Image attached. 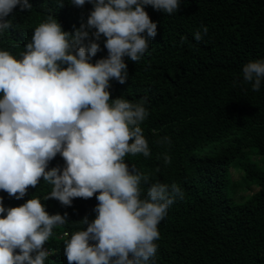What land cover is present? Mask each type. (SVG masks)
Masks as SVG:
<instances>
[{"label": "clouds", "instance_id": "1", "mask_svg": "<svg viewBox=\"0 0 264 264\" xmlns=\"http://www.w3.org/2000/svg\"><path fill=\"white\" fill-rule=\"evenodd\" d=\"M70 2L82 7L86 0ZM87 2L93 9L86 25L69 33L50 15L35 27L19 59L0 51V190L20 200L42 178L51 187L45 200L71 206L74 198L95 195V218L79 221L86 230L64 233L68 264H149L158 224L184 193L175 183L153 182L150 174L129 169L127 155H150L141 128L149 115L146 100L110 99L108 89L110 80L127 79L123 58L138 61L156 36L144 6L172 14L180 0ZM17 6L31 9L29 0H0V34L12 27L6 18ZM101 35L107 57L91 63ZM201 38L196 31L194 39ZM242 75L258 91L264 61L246 63ZM160 142L171 143L168 137ZM57 154L64 167L49 169ZM163 158L171 162L167 154ZM142 184L148 186L143 198ZM0 214V264H45L51 254L45 243L54 227L67 222V213L49 215L37 197L7 209L0 198Z\"/></svg>", "mask_w": 264, "mask_h": 264}, {"label": "trees", "instance_id": "2", "mask_svg": "<svg viewBox=\"0 0 264 264\" xmlns=\"http://www.w3.org/2000/svg\"><path fill=\"white\" fill-rule=\"evenodd\" d=\"M29 3L31 9H13L6 18L12 27L0 34V51L17 59L48 16L71 33L86 25L93 9L87 0L82 7L70 0L62 6L58 0ZM144 10L157 25L156 36L138 61L123 58L127 79L110 80L108 91L110 99L146 100L149 115L141 128L150 155H127L129 169L150 174L153 182L175 183L184 193L158 224L157 252L149 264H264V79L254 91L242 75L246 63L264 61V0H180L172 14ZM105 39L97 41L100 51L91 63L107 57ZM164 137L171 143H158ZM165 154L171 158L167 165ZM52 167H64L59 154ZM232 167L240 182H232ZM141 187L143 198L148 186ZM50 191L41 178L20 200L2 190L0 198L6 209L37 197L49 215L67 213L44 249L51 251L45 264H68L64 233L86 230L79 221L95 218L98 201L94 195L64 206L44 199Z\"/></svg>", "mask_w": 264, "mask_h": 264}, {"label": "rangeland", "instance_id": "3", "mask_svg": "<svg viewBox=\"0 0 264 264\" xmlns=\"http://www.w3.org/2000/svg\"><path fill=\"white\" fill-rule=\"evenodd\" d=\"M230 175H231V180L232 182H240L242 180V175L241 173L234 167L230 169ZM235 194L233 195L235 200H238V192H234Z\"/></svg>", "mask_w": 264, "mask_h": 264}]
</instances>
